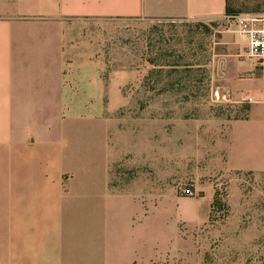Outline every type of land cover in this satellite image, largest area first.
<instances>
[{"label":"crops","instance_id":"1","mask_svg":"<svg viewBox=\"0 0 264 264\" xmlns=\"http://www.w3.org/2000/svg\"><path fill=\"white\" fill-rule=\"evenodd\" d=\"M233 1L0 0V264H177L154 251L153 228L144 222L153 211L138 194L147 182L123 188L128 157L156 153L163 161L170 153L168 116L129 123L114 113L137 103L122 89L142 70L109 69L106 43L138 22L213 25L212 83L248 113L228 121L210 164L264 176V63L249 55L231 19L264 16V0L243 13ZM227 4L234 14H226ZM240 198L229 199L231 218L244 212ZM178 229L166 237L179 238ZM245 230L226 234L249 242Z\"/></svg>","mask_w":264,"mask_h":264},{"label":"rangeland","instance_id":"2","mask_svg":"<svg viewBox=\"0 0 264 264\" xmlns=\"http://www.w3.org/2000/svg\"><path fill=\"white\" fill-rule=\"evenodd\" d=\"M257 1L231 4L243 13ZM211 26L184 19L141 21L107 41L109 69L137 64L142 70L137 83L122 89L137 103L119 107L116 116L128 122L145 114L169 118L168 160L156 153L148 160L128 157L121 168L123 188L134 179L149 185L138 193L153 211L144 222L153 228L154 251L168 253V262L174 256L177 264H264V176L224 172L210 164L215 140L228 121L244 118L247 107L212 98L217 85L209 69ZM155 135V142L162 140ZM238 196L245 209L240 218H231L229 199ZM175 227L179 238L166 237ZM239 228L246 229L249 242L229 239L226 232Z\"/></svg>","mask_w":264,"mask_h":264},{"label":"built area","instance_id":"3","mask_svg":"<svg viewBox=\"0 0 264 264\" xmlns=\"http://www.w3.org/2000/svg\"><path fill=\"white\" fill-rule=\"evenodd\" d=\"M231 19L236 22L238 33L248 41L249 55L264 63V16L240 14L231 16ZM212 98L215 101L229 102L230 91L226 87H217L212 91ZM244 101L252 102V98L246 95Z\"/></svg>","mask_w":264,"mask_h":264},{"label":"trees","instance_id":"4","mask_svg":"<svg viewBox=\"0 0 264 264\" xmlns=\"http://www.w3.org/2000/svg\"><path fill=\"white\" fill-rule=\"evenodd\" d=\"M225 12L227 15H231V14H234L236 12V10H233L231 9L228 4H227V7L225 9ZM247 113H248V108L245 107V114H244V118L247 117ZM215 202H216V198H215ZM211 205V204H210ZM211 210L214 208L213 204L210 206Z\"/></svg>","mask_w":264,"mask_h":264}]
</instances>
